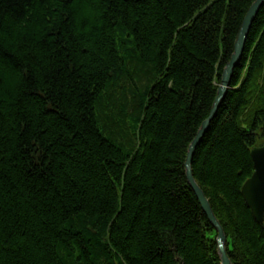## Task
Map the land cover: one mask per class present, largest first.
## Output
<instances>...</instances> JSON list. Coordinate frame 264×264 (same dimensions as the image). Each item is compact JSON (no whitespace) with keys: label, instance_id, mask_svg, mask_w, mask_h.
<instances>
[{"label":"trees","instance_id":"1","mask_svg":"<svg viewBox=\"0 0 264 264\" xmlns=\"http://www.w3.org/2000/svg\"><path fill=\"white\" fill-rule=\"evenodd\" d=\"M255 0H0V264H222L186 176ZM264 145V6L193 173L233 264Z\"/></svg>","mask_w":264,"mask_h":264},{"label":"water","instance_id":"2","mask_svg":"<svg viewBox=\"0 0 264 264\" xmlns=\"http://www.w3.org/2000/svg\"><path fill=\"white\" fill-rule=\"evenodd\" d=\"M263 6L264 0H255L248 9L246 16L244 17L238 37L235 42L234 52L231 56L230 61L224 69L221 84L219 85L217 97L211 109L210 115L202 123L200 129L198 130V133L190 144L185 163L188 182L194 190L197 198L199 199L202 209L206 213L210 223L217 231L218 253L220 255L222 264H233L228 254L227 234L222 224L216 217L210 200L194 177L193 160L198 146L209 130L212 120L216 117L218 110L228 93L234 70L238 66L243 56L246 41L253 22L255 21L260 9ZM251 156L254 164V172L252 176L244 183L242 187V195L246 201L247 206L252 211L254 218L259 223H262L264 222V146H259L252 149Z\"/></svg>","mask_w":264,"mask_h":264},{"label":"bare ground","instance_id":"3","mask_svg":"<svg viewBox=\"0 0 264 264\" xmlns=\"http://www.w3.org/2000/svg\"><path fill=\"white\" fill-rule=\"evenodd\" d=\"M231 86V85H230Z\"/></svg>","mask_w":264,"mask_h":264}]
</instances>
